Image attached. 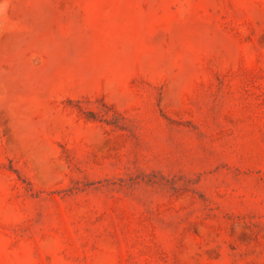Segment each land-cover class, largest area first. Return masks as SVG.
<instances>
[{"label":"rangeland","instance_id":"rangeland-1","mask_svg":"<svg viewBox=\"0 0 264 264\" xmlns=\"http://www.w3.org/2000/svg\"><path fill=\"white\" fill-rule=\"evenodd\" d=\"M0 264H264V0H0Z\"/></svg>","mask_w":264,"mask_h":264}]
</instances>
